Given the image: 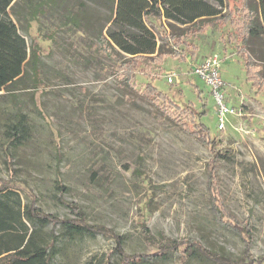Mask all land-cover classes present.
I'll return each instance as SVG.
<instances>
[{
	"label": "rangeland",
	"instance_id": "374dc122",
	"mask_svg": "<svg viewBox=\"0 0 264 264\" xmlns=\"http://www.w3.org/2000/svg\"><path fill=\"white\" fill-rule=\"evenodd\" d=\"M243 6L244 0L230 1L231 8ZM211 26L190 39L201 54L183 53L185 62L166 56L161 65L136 71L130 82L92 34L51 17L33 22L29 34L20 31L28 46L39 47L42 83L0 91V184L14 189L23 205L63 220L74 218L64 203L78 205L88 224L123 238L128 255L153 254L163 239H193L230 263L247 264L245 242L212 216L209 146L181 127L201 121L221 142L217 183L227 212L249 221L250 253L264 257V87L247 79L237 45L228 39L232 28ZM249 52L264 72V39L254 40ZM207 54L223 59L224 102L233 111L224 121L209 87L192 70V61ZM171 74L176 79L170 83ZM148 84L187 110L148 102ZM144 227L156 241L146 238ZM42 231L57 236L54 264H121L111 237L70 238L59 225ZM166 256L141 264H213L197 253Z\"/></svg>",
	"mask_w": 264,
	"mask_h": 264
},
{
	"label": "trees",
	"instance_id": "16d2710c",
	"mask_svg": "<svg viewBox=\"0 0 264 264\" xmlns=\"http://www.w3.org/2000/svg\"><path fill=\"white\" fill-rule=\"evenodd\" d=\"M230 1L0 0V91L15 93L42 83L43 61L39 47L28 46L20 31L29 34L33 22L48 17L66 27L92 34L98 50L117 60L119 69L129 82L134 79L136 71L142 68L151 70L153 64L161 65L166 56L185 62L183 53H196V46L190 39L204 35L211 25L222 29L231 27L228 39L237 45V53L245 63L247 79L261 90L264 72L249 49L254 40L264 39V0H244L241 9L231 8ZM143 97L156 106L166 103L175 112L187 110L151 84H148ZM205 115L206 112L201 117ZM181 127L209 146L212 158L207 165V190L214 222L245 242L243 254L247 264H264V257L257 259L250 253L254 239L249 221L240 222L227 212L217 183L220 161L224 157L220 150L221 142L201 121L192 120ZM64 205L74 218L63 220L43 212L35 204L23 205L14 189L0 184V264H54L56 252L53 242L57 236L55 233L44 235L42 229L58 225L70 238L94 237L97 234L113 238L121 264H141L149 259L165 258L170 251L183 252L186 256L189 252L197 253L213 264H233L193 239H163L157 243L158 250L153 254L128 255L123 249V238L113 230L88 224L78 205ZM144 228L146 238L156 241L150 229Z\"/></svg>",
	"mask_w": 264,
	"mask_h": 264
},
{
	"label": "built area",
	"instance_id": "2783aa9c",
	"mask_svg": "<svg viewBox=\"0 0 264 264\" xmlns=\"http://www.w3.org/2000/svg\"><path fill=\"white\" fill-rule=\"evenodd\" d=\"M223 59L220 55L212 54L208 57H205L203 60L192 61V70L195 75L198 76L204 84H207L213 97L216 100V103L219 107V118L220 121H224V118L233 113L232 110L225 104L223 96V88L225 83L221 75V66ZM176 79L175 74L168 76V81L171 83ZM224 123L222 122L221 127Z\"/></svg>",
	"mask_w": 264,
	"mask_h": 264
},
{
	"label": "crops",
	"instance_id": "0c3cea01",
	"mask_svg": "<svg viewBox=\"0 0 264 264\" xmlns=\"http://www.w3.org/2000/svg\"><path fill=\"white\" fill-rule=\"evenodd\" d=\"M205 34H208V31H207ZM205 34H204V35H205ZM200 37H201V36H200ZM197 38H199V37H197ZM196 51L198 52V54H201V53H200V52H201L200 49L198 50V49L196 48ZM210 55H212V54H210ZM210 55H208V54L205 55L203 59H205V57H208V56H210ZM198 60H201V59L199 58Z\"/></svg>",
	"mask_w": 264,
	"mask_h": 264
},
{
	"label": "water",
	"instance_id": "95a60500",
	"mask_svg": "<svg viewBox=\"0 0 264 264\" xmlns=\"http://www.w3.org/2000/svg\"><path fill=\"white\" fill-rule=\"evenodd\" d=\"M16 1V0H15ZM14 4V3H13Z\"/></svg>",
	"mask_w": 264,
	"mask_h": 264
}]
</instances>
